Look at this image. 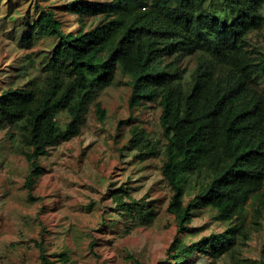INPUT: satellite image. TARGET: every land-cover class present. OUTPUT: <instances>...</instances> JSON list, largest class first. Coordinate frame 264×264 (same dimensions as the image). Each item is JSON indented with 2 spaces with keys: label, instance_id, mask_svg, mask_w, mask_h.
I'll return each instance as SVG.
<instances>
[{
  "label": "trees",
  "instance_id": "1",
  "mask_svg": "<svg viewBox=\"0 0 264 264\" xmlns=\"http://www.w3.org/2000/svg\"><path fill=\"white\" fill-rule=\"evenodd\" d=\"M62 2L33 1L36 16H25L18 48L51 44L37 53V75H27L23 85L0 87V126L14 128L10 137L18 135L29 188L40 172L39 158L78 136L91 106L104 120L97 99L119 73L131 90V111L150 104L161 110L159 139L152 141L137 124L125 147L142 161L163 158L161 173L172 189L168 211L178 228L167 249L171 264L234 259L248 239L247 202L262 198L264 188V52L249 37L264 26V0ZM62 12L73 16L71 24ZM192 56L194 67L184 79L181 63ZM26 57L34 66L30 54ZM109 195L119 213L104 216V226L118 221L149 226L158 215L159 198L135 199L127 186ZM203 209L215 212L226 228L188 242L184 232ZM54 256L59 264H72L66 251ZM238 260L264 264V258ZM39 264H51L41 244Z\"/></svg>",
  "mask_w": 264,
  "mask_h": 264
},
{
  "label": "rangeland",
  "instance_id": "2",
  "mask_svg": "<svg viewBox=\"0 0 264 264\" xmlns=\"http://www.w3.org/2000/svg\"><path fill=\"white\" fill-rule=\"evenodd\" d=\"M34 0H0V87L3 83L23 85L41 67L39 51L49 42H38L20 50L18 40L26 27V15L36 16ZM69 3L71 0H50ZM67 24L74 20L63 13ZM251 44L264 52V26L252 32ZM32 53V54H31ZM35 60L29 66V59ZM195 56L181 63L187 79ZM22 65L21 74L16 69ZM32 65V64H31ZM26 73V74H25ZM131 90L127 78L116 74L113 83L101 92L98 101L105 109L100 121L90 107L80 134L49 149L39 158L40 172L33 185H27L28 163L19 152L23 148L14 128L0 126V264H39V244L43 245L51 264H59L55 254L66 251L72 264H171L167 249L178 228L175 216L168 211L172 189L161 173L162 156L152 155L143 161L125 144L130 128L142 126L150 139H159L160 107L130 110ZM138 114V121L132 120ZM163 139L158 145L161 151ZM127 186L138 200L159 198L156 219L149 226L116 222L102 225V218L118 215L109 190ZM262 198L249 200L243 231L248 239L238 246L234 259L224 256L210 264H236L238 259L264 258V188ZM261 197V196H260ZM259 200V201H258ZM208 209L194 214L185 240L194 242L226 225L214 219ZM192 264H209L202 257ZM241 262V261H239Z\"/></svg>",
  "mask_w": 264,
  "mask_h": 264
}]
</instances>
